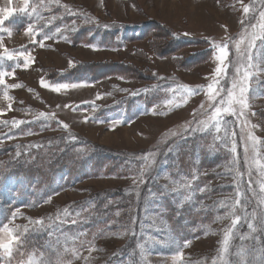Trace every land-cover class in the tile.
<instances>
[{"label":"rangeland","instance_id":"obj_1","mask_svg":"<svg viewBox=\"0 0 264 264\" xmlns=\"http://www.w3.org/2000/svg\"><path fill=\"white\" fill-rule=\"evenodd\" d=\"M122 1L30 0L29 12L37 9L30 16L20 12L23 0H0V9L13 10L4 25L12 34L0 32L4 47L34 57L26 70L17 66L22 59H0V72L15 76L0 85V111L6 113L0 116V226L11 220V227L20 226L18 235L28 228L11 258L0 254V264H212L213 258L216 264H264L259 177L245 165L246 159L264 161V63L253 77L243 118L225 115L219 133L199 123L210 116V104L226 97L240 66L235 41L259 20L264 0ZM245 6L251 7L247 15ZM149 20L180 41L151 38L152 31L147 37L141 24ZM29 24L38 41L53 38L43 47L34 44L24 32ZM225 42L223 91L209 101L205 90L217 67L212 45ZM259 44L254 60L264 57ZM101 62L129 64L138 76L125 70L100 80L68 74L77 65ZM41 79L88 86L54 92L41 87ZM185 86L195 94L187 97ZM5 92L11 99H4ZM113 119L123 123L114 127L108 122ZM13 120L23 123L14 127ZM249 131L260 143L246 157ZM233 139L238 163L230 151ZM148 153L155 154L154 162L143 159ZM150 175L152 186L139 195ZM237 190L245 194L235 211L241 220L222 254L232 216L218 219L229 211L220 201L234 199ZM178 252L181 261L174 259Z\"/></svg>","mask_w":264,"mask_h":264},{"label":"snow or ice","instance_id":"obj_2","mask_svg":"<svg viewBox=\"0 0 264 264\" xmlns=\"http://www.w3.org/2000/svg\"><path fill=\"white\" fill-rule=\"evenodd\" d=\"M11 2L12 0H9V3ZM50 2L59 3V0H50ZM23 5L24 6L20 8V12L22 13L27 12L30 16L33 13L37 12L36 8H32L31 12H29L30 0H23ZM250 10H251L250 6H245L243 8V12L245 15H247L250 12ZM11 15H13V10L11 8L0 9V32L8 33L9 36L12 34V29L7 28L4 25H5V21ZM241 23H243V21H241ZM24 32L25 35L29 36L32 39V42L34 44L39 43L41 47L44 46L45 40L53 38L51 36L45 35L42 40L38 41L36 37L39 35V32L35 30L33 24H29V26L25 28ZM185 35H187V33ZM257 41L260 42L259 46L261 48H264V11H260L259 20L256 23L251 24L248 28L243 29L240 34V38L237 41H235V49L237 53L236 63H238L240 66L236 68L235 77L231 83V86L227 89L226 97H222L215 106L210 104L209 107L213 108L210 116L208 117V119L199 122L202 125L203 129L207 130L209 128H214L215 131L219 133L221 131L222 124L227 123V121H224L223 119L225 115L237 116L238 114L240 118H243L245 116L246 111L249 108V100L253 94V89H252L253 77L259 74V67L262 63H264V57L257 55L255 57V60L253 58V50L257 48ZM212 46L215 49L214 59L217 61V67L215 68L214 75L211 77L212 82L207 85V88L205 90V95L208 97L209 101H215L223 91V88L220 86V78L226 75V71L229 66L226 63L229 56L228 43L225 42L223 45L213 43ZM93 50H98V49L93 46ZM5 58L8 60L22 59L23 64H18L17 66L25 70L32 63H34V57L31 55L30 52L27 51L15 52V53L10 52L7 48L4 47L3 41L0 40V59H5ZM71 63L72 62H70V66ZM253 69H256V71L254 72ZM6 76H9L13 79L15 78L14 72L12 73L0 72V85H5ZM40 86L44 88H49L51 91L54 92H59L61 89L85 87L88 86V84L62 83V84L51 85L46 83L45 80L41 79ZM11 87L13 88L21 87V85H12ZM183 91L187 97H191L195 94V91L190 87L185 86ZM4 99L5 100L11 99L6 92L4 94ZM97 99H100V97L98 96ZM171 103L172 101L167 102V104H171ZM65 107L68 106L66 105ZM8 108L9 110H12L11 104H9ZM5 114L6 113H4L3 111H0V116ZM39 115L41 117L48 118L45 113H40ZM99 122H104V121H99ZM108 122L112 124L114 127L119 126L121 123H123L121 119H113ZM21 123H23V121L20 120L12 121L14 127L18 126ZM244 125L245 127L248 126L247 120L244 121ZM62 126L65 129H67L66 124ZM114 127L110 128L109 130H114ZM224 131H225V137H228L229 133L227 129L225 128ZM232 136L234 137L235 133H232ZM259 143H260L259 139L255 137L251 131H249L247 133V137L245 141L246 157L247 154L249 153V148H251V150L255 152L256 145ZM225 147H227V145H225ZM230 151L233 153V158H234L233 162L238 163V161L235 159L236 143L234 139L232 140V146L230 148ZM256 155L258 157L259 154L256 153ZM154 156H155L154 153L143 154V159L146 161L154 162ZM245 165L249 168L254 166L257 171V175L259 177L258 189L260 194L258 198V202L259 204L264 205V161H262L259 158H256L251 160V162H249V160L246 159ZM144 171H147V168L142 167L141 176L138 177V179H140L141 182H143L142 177ZM239 175L242 176L243 173H239ZM248 175H249L248 190L253 191V185L251 182V172H249ZM244 195H245L244 192L237 190L234 199L220 201V205L222 207H227L229 211L225 214L224 217H218V219H224L228 216H232L231 226L225 230L224 238L223 241L221 242L222 254L228 253L230 240L233 236V230L236 228L237 224L241 220V216L235 215V211L237 208L243 207L242 199ZM118 214L119 213H117V215ZM65 215H71V214L68 213L67 210H65ZM15 218H16V213H13L12 219L14 220ZM253 218H255V216ZM36 223L42 224L43 221L38 220L36 221ZM73 223H75V221H73ZM10 224H11V220L8 223H3V225L0 226V254H2L3 256H7L9 258L13 256L14 251L17 250V246L23 243L22 237L26 235L28 232V228L27 226H25L24 232L18 235L17 233L20 229V226L16 225L15 227H11ZM248 228L255 231V225L253 223H248ZM189 244H190L189 241H185L184 247H188ZM93 250L94 249L89 248L90 252ZM174 259H176L177 261L183 260L182 252L176 253ZM216 259L217 258H213L212 264H216ZM261 259L264 260V257H261ZM28 264H32L31 259L29 260ZM39 264H45L44 260L41 259ZM48 264H51V262L49 261ZM69 264H71V262H69ZM228 264H230V262H228Z\"/></svg>","mask_w":264,"mask_h":264},{"label":"trees","instance_id":"obj_3","mask_svg":"<svg viewBox=\"0 0 264 264\" xmlns=\"http://www.w3.org/2000/svg\"><path fill=\"white\" fill-rule=\"evenodd\" d=\"M149 26H155V28H152ZM141 27L144 28L145 31L143 32V34L146 33L147 37H148L149 32L152 31L153 35L151 38L161 39L166 35V37H168L171 42L174 40L180 41L179 36L177 34L173 33V31H171L167 27H165L161 24L159 25V23H157L155 21H152V20L146 21V22L141 24ZM146 27H148V28H146ZM158 28H160L162 30L161 33H163V34H161L160 37H158V34L156 32V29L158 30ZM159 31L160 30H158V32ZM183 43L188 44V43H193V42L186 41ZM130 66L131 65H129V64H120L117 62L110 65V66H108V65H106V63H102V62L101 63H88V64H81V65L75 66L74 69H72L68 74L71 77H78L81 75L88 74L89 76H91L95 80H100V79H103V78H106L108 76L115 75L118 73L123 74V72L125 70L126 73L131 72L134 75L138 76L137 75L138 70H136ZM133 79H138V77L133 76ZM152 177H153V175H150L148 178H146V181H144L143 186H142V190L140 191L139 195H145V193L148 192L149 188L153 184L152 183V179H153ZM149 180H151V182ZM137 201L139 203H142V197H139L137 199ZM173 213H174V211H173ZM168 220H169V222L171 221L170 219H168Z\"/></svg>","mask_w":264,"mask_h":264},{"label":"crops","instance_id":"obj_4","mask_svg":"<svg viewBox=\"0 0 264 264\" xmlns=\"http://www.w3.org/2000/svg\"><path fill=\"white\" fill-rule=\"evenodd\" d=\"M104 1H105V0H104ZM117 1L124 3L122 0H117ZM184 1L186 2V0H184ZM105 3H106V2H105ZM105 3H104V4H105ZM176 17H177V16H176ZM118 22H120V23H124L123 21H119V20H118ZM124 24H127V23H124ZM124 24H121V25H124Z\"/></svg>","mask_w":264,"mask_h":264}]
</instances>
